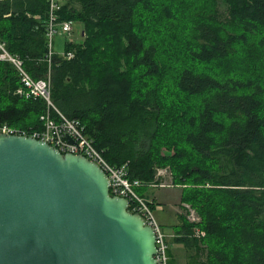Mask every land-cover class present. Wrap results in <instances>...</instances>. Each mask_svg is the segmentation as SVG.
I'll list each match as a JSON object with an SVG mask.
<instances>
[{
    "label": "trees",
    "instance_id": "16d2710c",
    "mask_svg": "<svg viewBox=\"0 0 264 264\" xmlns=\"http://www.w3.org/2000/svg\"><path fill=\"white\" fill-rule=\"evenodd\" d=\"M184 1L66 0L59 20L83 39L48 65L46 0H3L0 41L33 79L50 72L54 107L130 180L170 167L199 218L179 215L187 264H264V0H207L199 16ZM18 87L0 62V125L38 130L46 105Z\"/></svg>",
    "mask_w": 264,
    "mask_h": 264
},
{
    "label": "water",
    "instance_id": "95a60500",
    "mask_svg": "<svg viewBox=\"0 0 264 264\" xmlns=\"http://www.w3.org/2000/svg\"><path fill=\"white\" fill-rule=\"evenodd\" d=\"M155 253L152 228L98 166L0 135V264H156Z\"/></svg>",
    "mask_w": 264,
    "mask_h": 264
},
{
    "label": "built area",
    "instance_id": "2783aa9c",
    "mask_svg": "<svg viewBox=\"0 0 264 264\" xmlns=\"http://www.w3.org/2000/svg\"><path fill=\"white\" fill-rule=\"evenodd\" d=\"M46 42L47 52L45 61L51 64L55 56L52 49V39L55 35L68 37L66 42H73L69 36L72 33V22L60 21L57 13L61 10L63 0H46ZM57 56V55H56ZM62 59H72V52H62L59 55ZM0 62L11 65L17 73L19 87L14 91V96L22 100H43L46 109L39 116L41 128L20 129L10 127L6 124L0 125V135L30 137L43 141L59 153L79 155L98 166L106 175L109 182L110 196L124 198L128 202V212L138 214L152 228L155 235L156 253L154 256L156 264H170L169 245L166 236L153 218L151 202L143 196L135 193L136 188L143 186L156 187L151 183H142L138 180H130L127 175L126 165L114 167L103 157L102 152L95 149L91 139L85 134V127L78 119H69L61 114L53 105L50 99L51 75L50 72L42 79H33L24 69L23 61L15 55L10 54L3 42L0 41ZM70 138L72 142L67 140ZM159 187H162L159 185ZM188 215L186 220L189 223H197L199 218L194 211L185 206ZM203 233L198 229L193 230V237L200 239Z\"/></svg>",
    "mask_w": 264,
    "mask_h": 264
},
{
    "label": "rangeland",
    "instance_id": "374dc122",
    "mask_svg": "<svg viewBox=\"0 0 264 264\" xmlns=\"http://www.w3.org/2000/svg\"><path fill=\"white\" fill-rule=\"evenodd\" d=\"M206 1L207 0H185L184 2L189 6V8L190 7L192 8V6H194L195 7L194 16L195 15L199 16L201 12L203 11V8L205 7ZM224 8L225 7L223 6V4H220L219 9L221 10V12H223ZM191 15H193V13H191ZM79 30H80V25L77 23L76 24L73 23L72 33L69 36V38L73 39L74 33L76 35V32ZM184 33H187L186 29ZM148 35L149 37L151 36L150 34ZM67 39L68 37L60 36V35H55L53 37L52 49L55 55L59 56L63 52V44L65 40ZM245 51H246V48L242 50V53H244ZM209 69H215V67H211ZM160 153L162 156H166V157H169L173 154L172 150H168L167 148H164V147L160 149ZM155 171H156V175H154V180L157 177L156 178L158 180L157 184L162 186L160 188L171 187L173 189H170V190L165 189V190L156 191L160 195V198L165 205L163 206L162 211L158 210V207H159L158 204L155 203L153 204V206L151 205L152 206L151 212H152L153 218L155 219L158 225L162 224L164 230L167 233H170L171 231L178 232L179 230L173 227V225L177 221L176 220L177 217L175 216L174 211H178L180 214H182V216L184 215L187 217L188 213L185 210V206H188L191 211H194V210L188 204L182 203L181 200L179 201V204H178V196L180 194V198H181L184 187L174 183L170 167L169 166L157 167ZM149 191L150 189H148V187L146 186L135 189V193L139 196L146 195ZM195 215L198 218L196 213ZM202 233L203 235L201 238H204L205 233L204 232ZM175 253H176V259H177L176 264H187L189 256L192 254V252L185 246L184 247L181 246L178 250H176Z\"/></svg>",
    "mask_w": 264,
    "mask_h": 264
},
{
    "label": "crops",
    "instance_id": "0c3cea01",
    "mask_svg": "<svg viewBox=\"0 0 264 264\" xmlns=\"http://www.w3.org/2000/svg\"><path fill=\"white\" fill-rule=\"evenodd\" d=\"M0 1H3V0H0ZM65 3H66V0H63V4H65ZM74 24H76V23H74ZM77 24L80 25V30L76 32V35L74 33V35H73L74 38L72 39V41H73V43L81 44L82 39H83L82 25L80 23H77ZM156 178L151 183V184H153V186H156V187H148V189H150V191L146 195H141V196H143L145 199H147L148 201H150L152 206L155 203L158 204L159 205L158 210L159 211H162L163 210V206L165 204L161 200L160 195L158 194V192H156V191L165 190V189L170 190V189H173V188H171V187H168V188H160L159 187V184H157L158 180ZM179 201H180V194L178 196V204H179ZM174 213H175V216L177 217L176 218L177 221L175 222V224L173 225V227L174 228H177L179 230V227H180L179 215H180V213L178 211H174ZM159 226H160L161 230L163 231L164 235L166 236L167 243L169 245V251H171V254H172V256H173V258L175 260V264H176L177 259H176V253L175 252L181 246L184 247L183 245L178 244L177 242H175V239L178 238L179 236H181V234L178 233V232H174V231H171L170 233H167L164 230L162 224H160Z\"/></svg>",
    "mask_w": 264,
    "mask_h": 264
}]
</instances>
